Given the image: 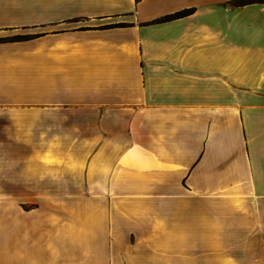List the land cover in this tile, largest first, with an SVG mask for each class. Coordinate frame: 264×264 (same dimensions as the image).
Listing matches in <instances>:
<instances>
[{
    "label": "crops",
    "instance_id": "0c3cea01",
    "mask_svg": "<svg viewBox=\"0 0 264 264\" xmlns=\"http://www.w3.org/2000/svg\"><path fill=\"white\" fill-rule=\"evenodd\" d=\"M0 264H264V0H0Z\"/></svg>",
    "mask_w": 264,
    "mask_h": 264
},
{
    "label": "trees",
    "instance_id": "16d2710c",
    "mask_svg": "<svg viewBox=\"0 0 264 264\" xmlns=\"http://www.w3.org/2000/svg\"><path fill=\"white\" fill-rule=\"evenodd\" d=\"M260 1H263V0H260Z\"/></svg>",
    "mask_w": 264,
    "mask_h": 264
}]
</instances>
